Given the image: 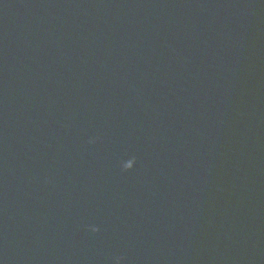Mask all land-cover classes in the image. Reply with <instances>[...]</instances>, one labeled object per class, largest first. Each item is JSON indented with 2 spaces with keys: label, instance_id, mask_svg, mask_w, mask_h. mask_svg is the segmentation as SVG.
I'll list each match as a JSON object with an SVG mask.
<instances>
[{
  "label": "water",
  "instance_id": "water-1",
  "mask_svg": "<svg viewBox=\"0 0 264 264\" xmlns=\"http://www.w3.org/2000/svg\"><path fill=\"white\" fill-rule=\"evenodd\" d=\"M0 176L75 264H264V0H0Z\"/></svg>",
  "mask_w": 264,
  "mask_h": 264
}]
</instances>
